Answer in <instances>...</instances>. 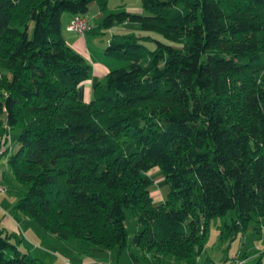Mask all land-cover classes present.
<instances>
[{
	"label": "trees",
	"instance_id": "trees-1",
	"mask_svg": "<svg viewBox=\"0 0 264 264\" xmlns=\"http://www.w3.org/2000/svg\"><path fill=\"white\" fill-rule=\"evenodd\" d=\"M92 3L105 12L94 30L137 23L142 34L112 33L103 52L123 63L83 102L91 66L63 31ZM107 9L0 0V142L16 130L7 164L23 187L14 208L83 250L130 245L137 260L199 264L212 219L235 213L221 239L264 220V0ZM153 167L165 179L158 202ZM126 209L138 228L130 243ZM20 242L0 227V264H40Z\"/></svg>",
	"mask_w": 264,
	"mask_h": 264
},
{
	"label": "rangeland",
	"instance_id": "rangeland-1",
	"mask_svg": "<svg viewBox=\"0 0 264 264\" xmlns=\"http://www.w3.org/2000/svg\"><path fill=\"white\" fill-rule=\"evenodd\" d=\"M97 9H98L97 4L92 3L89 6V12H88L89 16L94 17V14L97 12ZM121 9L122 10L128 9L135 13H142L141 0H108V9L106 13L115 12ZM103 16L104 14L103 15L101 14V16L97 18L94 17L93 25L95 26L98 25L102 21ZM91 30L92 28L90 29V31ZM88 32H86V34ZM114 32L127 33L136 36L142 34V31L140 30V27L137 23H122L108 29L101 28L98 32H95L93 34H88L87 36L89 40L94 39L96 40L95 42L102 43L104 45L102 51H104L107 42L106 39L110 37ZM101 40L103 42H101ZM147 46L150 49H152L154 47V44L147 43ZM94 47L95 48L98 47L97 44H95ZM84 58L87 60L86 57ZM113 61L118 62L119 65H121L120 62L123 63V61H115V60ZM15 131H16L15 129H12L8 132L9 145L11 143H16ZM6 149L7 148L5 146V151L3 153V156L0 158V169H2V177H1L2 181H0V185L4 187L6 190L0 193L3 196H6L8 200H10V198H13L16 199L17 201L20 195L19 191L23 187L15 179L13 172L9 168V165L4 161L6 158L5 156ZM147 174L151 177V179L153 180V184L155 186L152 195L153 201L158 202L160 197L159 196L154 197V196H157L155 195V193L158 194L159 191H161L160 189L165 184V179L162 173H160L156 167L151 168L147 172ZM1 204H4V202H1ZM17 214L23 216L18 212ZM125 216H126L125 226L128 232V242L130 243L132 237L134 236L138 228L135 223V218L129 209L125 210ZM234 217H235L234 211L229 210L223 216L217 217L210 221V223L208 224V234L205 242L206 245L205 254L200 258L199 264H226L227 262L225 261L226 256H229L230 258L233 254H238L240 256V259L245 260V258H243L242 256L243 253L247 254V261L244 264H264V220L258 218L251 221L249 228L247 229V231L244 232V235L238 233L236 237L233 239L230 238L221 239L220 233L224 229V225L226 223L231 224L232 219ZM28 221L30 222L31 225H33L37 229L39 233L37 234L34 232L33 236L30 235L28 237L27 236L24 237L23 234L20 232L19 228H17L15 236L17 237L18 240H21L19 244L20 250L30 253V255L36 258L40 264H52V261L54 263V259H53L54 257L52 256L53 250L55 251L60 250L59 252H63V249L60 248L57 244L50 242L51 241L50 239H52L51 237L52 235L50 233H46L42 229L38 228L32 219L28 218ZM30 239L32 240L35 239L38 243H34ZM14 240L15 238L12 239V241ZM71 242H76V241H71ZM63 245H65L66 247L70 246L69 242L63 243ZM42 248H45L46 249L45 251L49 250L48 253L43 254L42 253L43 251L41 250ZM128 249L133 250V246L129 245L127 247V250ZM205 257H208L209 260L208 261L206 260V262L202 263V259H204ZM169 260L170 261L172 260L170 264H176L174 262V259L170 258L168 259V261Z\"/></svg>",
	"mask_w": 264,
	"mask_h": 264
},
{
	"label": "crops",
	"instance_id": "crops-1",
	"mask_svg": "<svg viewBox=\"0 0 264 264\" xmlns=\"http://www.w3.org/2000/svg\"><path fill=\"white\" fill-rule=\"evenodd\" d=\"M101 14L103 15L104 12H101L97 9V12L94 14V17L95 18L100 17ZM94 17L89 16V22L93 28L92 32H89L84 36L79 35L75 32L68 31L66 29L68 18H65L64 31H63V36L66 43L72 49L80 53L83 57H86L87 58L86 61L91 66V76L88 79L81 82L77 87L78 98L83 102H88L91 99L95 84L99 80H101L109 70L119 66L118 62H114L111 58L107 57L104 54V52L102 51L104 45L102 43H97L95 42L96 40L94 39H90V40L88 39L87 36L88 34H93L99 31V30L98 31L94 30V28L99 25V24L96 26L93 25ZM109 38L110 37L106 39L107 42ZM101 42L103 41L101 40ZM95 44H97L98 47L95 48L94 47ZM8 132L6 139V147H7L5 153L6 158L4 160L6 163H7L8 155L12 154L18 145L17 142L11 143L10 145L8 144ZM1 177H2V169H0V181H2ZM164 187L165 184L161 187L160 189L161 191H159L158 194L155 193V195L157 196L154 197L159 196L160 197L159 200H161L163 195L162 191ZM1 202H4V204H1ZM15 203H16V199L10 198V200H8L6 196H3L0 193V204H1L0 227H3L6 231H8L14 236L16 235L15 233L17 228H19L20 232L23 234L24 237L26 236L28 237L30 235L33 236L34 232L38 234L39 232L37 231V229L33 225H31L30 222L28 221V217L25 216L23 217L17 214L16 210L14 209ZM51 237L52 239H50L51 240L50 242L57 244L60 248L63 249V252H59L60 251L59 249H58L59 251L53 250L52 256L54 257L53 258L54 263L52 261V264H95L96 262L99 261H107L110 262L111 264H156V263L161 264L162 263V261L158 260L161 259L162 257H159L153 261H149V259L148 260L134 259L133 254L135 255V257L139 256L138 252H136L134 247L133 250L131 249L127 250V247L122 250L114 249L111 251H107L95 247H91L88 248L87 250H83V247L77 242L59 241L53 235ZM30 240L34 243H38L35 239L33 240L30 239ZM67 242H69L70 246L66 247L65 245H63V243H67ZM41 250L43 251L42 252L43 254H46L49 251V250L45 251L46 250L45 248H42ZM228 258L229 256H226L225 261H228ZM245 261H247V256L245 258ZM171 262L172 260L171 261L169 260L167 264H170Z\"/></svg>",
	"mask_w": 264,
	"mask_h": 264
},
{
	"label": "built area",
	"instance_id": "built-area-1",
	"mask_svg": "<svg viewBox=\"0 0 264 264\" xmlns=\"http://www.w3.org/2000/svg\"><path fill=\"white\" fill-rule=\"evenodd\" d=\"M66 29L71 32H75L79 35L84 36L86 32L90 31L91 25L89 22V19L86 17L81 16H74L69 23L66 25ZM3 143V142H1ZM0 143V158L2 157L4 151H5V145L4 143ZM5 191V188L0 185V192ZM245 260L240 259V256L238 254H233L229 260L226 262V264H244ZM95 264H111L107 261H99Z\"/></svg>",
	"mask_w": 264,
	"mask_h": 264
}]
</instances>
